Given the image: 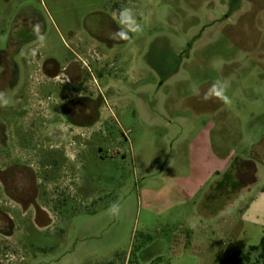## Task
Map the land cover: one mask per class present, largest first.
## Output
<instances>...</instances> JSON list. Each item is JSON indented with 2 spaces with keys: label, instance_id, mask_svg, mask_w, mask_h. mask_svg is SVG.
<instances>
[{
  "label": "rangeland",
  "instance_id": "rangeland-1",
  "mask_svg": "<svg viewBox=\"0 0 264 264\" xmlns=\"http://www.w3.org/2000/svg\"><path fill=\"white\" fill-rule=\"evenodd\" d=\"M136 1L143 31L117 47L131 54L130 78L109 101L113 113L87 131L79 181L56 199L48 224L16 213L12 229L0 214V264H231L264 238V0ZM107 5L0 0V54L13 31L38 23L45 39L32 30L25 58L38 52L63 63L85 18ZM16 61L24 67L21 54ZM216 80L229 85V103L192 95L193 81L206 89ZM205 144L256 167L240 161L225 177L216 188L223 194L205 207L213 219L198 221L211 184L189 204L154 205L150 196L189 176ZM115 201L117 217L107 212Z\"/></svg>",
  "mask_w": 264,
  "mask_h": 264
},
{
  "label": "flooded vegetation",
  "instance_id": "flooded-vegetation-1",
  "mask_svg": "<svg viewBox=\"0 0 264 264\" xmlns=\"http://www.w3.org/2000/svg\"><path fill=\"white\" fill-rule=\"evenodd\" d=\"M107 1L104 12L85 18L63 63L38 52L25 58L27 49L31 51V28L13 31L10 50L0 54V89L12 100L0 110L13 114L11 119L0 115L4 226L15 227L16 213L40 225L51 221L56 199L79 181L77 166L85 159L87 131L113 113L109 101L116 100L119 84L129 81L131 54L117 47L129 42L130 33L126 40L111 34L121 27L119 10L125 6L134 10L137 1ZM19 44L22 48H16ZM20 54L24 67L16 61Z\"/></svg>",
  "mask_w": 264,
  "mask_h": 264
},
{
  "label": "crops",
  "instance_id": "crops-1",
  "mask_svg": "<svg viewBox=\"0 0 264 264\" xmlns=\"http://www.w3.org/2000/svg\"><path fill=\"white\" fill-rule=\"evenodd\" d=\"M211 115L216 117L215 113H211ZM224 149L225 146H216L212 148L208 144H205L203 148L196 149L193 154V159L190 160V164L192 165L191 174L187 177L176 179L174 184L170 186L171 189L167 188V190L162 193H153L150 196V201L156 206L189 204L197 193L211 184L202 198V208L204 209L201 215L202 217L199 218L198 221L205 218L208 220L215 218L216 214L211 212L208 208L205 209V207H209L208 202L211 201V197L218 194L216 188L221 185H227L225 177L227 175L231 176L229 171L233 162L243 161L239 156L231 158V155H227L223 152ZM254 167L256 166L254 165ZM220 194H223V192L218 195ZM221 199H225V195L221 196ZM231 204V202H228L227 205L225 204V208H228Z\"/></svg>",
  "mask_w": 264,
  "mask_h": 264
},
{
  "label": "clouds",
  "instance_id": "clouds-1",
  "mask_svg": "<svg viewBox=\"0 0 264 264\" xmlns=\"http://www.w3.org/2000/svg\"><path fill=\"white\" fill-rule=\"evenodd\" d=\"M119 23L121 27L111 34L113 39H129V33L142 32L143 26L136 20L135 12L131 7H122L119 10ZM34 34L37 35V38L41 41L45 39L40 24H35L32 26ZM190 91L192 95L200 100L207 102L213 99L221 100L224 103H229V97L226 95L227 88L229 85L221 80L213 81L206 89H202L201 86L193 81L190 84ZM12 103L11 97L8 96L7 92L3 89H0V107H9ZM121 211V204L118 201L112 202L107 212L117 217Z\"/></svg>",
  "mask_w": 264,
  "mask_h": 264
},
{
  "label": "trees",
  "instance_id": "trees-1",
  "mask_svg": "<svg viewBox=\"0 0 264 264\" xmlns=\"http://www.w3.org/2000/svg\"><path fill=\"white\" fill-rule=\"evenodd\" d=\"M240 162V161H239ZM244 163L254 165L249 161H243ZM238 161L233 162L229 174L232 175L233 171L237 168ZM151 240V237H148ZM231 264H264V238L256 246H251L247 253L242 256L233 254L231 256Z\"/></svg>",
  "mask_w": 264,
  "mask_h": 264
}]
</instances>
